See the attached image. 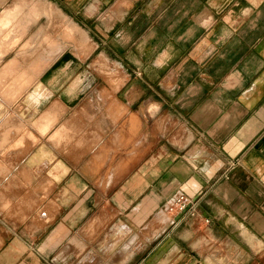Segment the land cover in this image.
I'll return each mask as SVG.
<instances>
[{"label": "crops", "instance_id": "0c3cea01", "mask_svg": "<svg viewBox=\"0 0 264 264\" xmlns=\"http://www.w3.org/2000/svg\"><path fill=\"white\" fill-rule=\"evenodd\" d=\"M16 8L0 264H264V0ZM178 193L196 216L165 214Z\"/></svg>", "mask_w": 264, "mask_h": 264}, {"label": "built area", "instance_id": "2783aa9c", "mask_svg": "<svg viewBox=\"0 0 264 264\" xmlns=\"http://www.w3.org/2000/svg\"><path fill=\"white\" fill-rule=\"evenodd\" d=\"M198 200H191L183 193L176 194L169 203L164 207L165 214L172 216L182 214L189 217H194L197 214ZM207 222V220H205ZM173 226L176 223L172 224Z\"/></svg>", "mask_w": 264, "mask_h": 264}, {"label": "bare ground", "instance_id": "6f19581e", "mask_svg": "<svg viewBox=\"0 0 264 264\" xmlns=\"http://www.w3.org/2000/svg\"><path fill=\"white\" fill-rule=\"evenodd\" d=\"M31 1V0H30ZM17 2H19V1H17ZM26 2V1H25ZM20 4V3H19ZM26 4V3H25ZM40 4V3H39ZM24 6V5H23ZM44 6V5H43ZM17 7H18V5H17ZM31 7V6H30ZM51 8H52V6H50ZM49 7V8H50ZM20 8V7H19ZM32 9H33V7H32ZM10 10V9H9ZM9 10H8V12H9ZM43 10V9H42ZM53 10H54V8H53ZM12 11V10H11ZM19 11V10H18ZM41 11V10H40ZM39 12V11H38ZM49 12V11H48ZM36 13V12H35ZM45 13V12H44ZM56 13V12H55ZM16 14H17V8L14 10V12H11V13H8V14H5V15H3V19L2 20H0V30H2V29H5L4 27H7L9 24H10V22H11V20L13 21L14 20V17L16 16ZM31 14V13H30ZM40 14V13H39ZM19 15V14H18ZM20 16V15H19ZM18 16V17H19ZM48 16V15H47ZM2 17V16H1ZM34 17V16H33ZM38 17V16H37ZM17 19V18H16ZM19 19V18H18ZM23 19V18H22ZM52 19V18H51ZM60 20V19H59ZM53 22V21H52ZM67 22V21H66ZM46 23V22H45ZM49 23H51V21L49 22ZM49 25V24H48ZM54 25V24H53ZM67 25V24H66ZM11 27H12V25H11ZM38 27V26H37ZM54 27H56V25L54 26ZM15 28V27H14ZM20 29V28H19ZM58 29H60V28H58ZM62 29V28H61ZM64 29V28H63ZM23 30V29H22ZM7 31V30H6ZM46 31H48V30H46ZM57 31V30H56ZM1 32V31H0ZM8 32H9V30H8ZM43 32V31H42ZM3 33V32H2ZM23 33H25L24 31H23ZM62 33V32H61ZM67 33V32H66ZM4 34V33H3ZM6 34V33H5ZM19 34V33H18ZM17 34V35H18ZM54 34V33H53ZM52 34V35H53ZM57 34H58V32H57ZM7 35V34H6ZM9 35V34H8ZM7 35V36H8ZM64 35V34H63ZM69 35V34H68ZM5 36V35H4ZM46 36V35H45ZM55 36V35H54ZM74 37V36H73ZM5 39H6V37H5ZM36 39V38H35ZM40 39V38H39ZM2 40V39H1ZM54 40V39H53ZM86 40V39H85ZM14 41V40H13ZM26 41H28V39H26ZM48 41V40H47ZM50 41V40H49ZM11 42V41H10ZM19 42V41H18ZM72 42V41H71ZM5 43V42H4ZM22 43V42H21ZM26 43H28V42H26ZM36 43V42H35ZM76 43V42H75ZM31 44V43H30ZM48 44V43H47ZM59 45V44H58ZM10 46H11V44H10ZM13 46H14V44H13ZM31 46V45H30ZM29 46V48H32V47H30ZM34 46V45H33ZM2 47V46H1ZM45 47V46H44ZM88 47V46H87ZM9 48V47H8ZM10 48H12V47H10ZM66 48V47H65ZM46 50V49H45ZM48 50V49H47ZM29 51V50H28ZM28 51H26V52H28ZM58 51V50H57ZM25 52V51H24ZM40 52V51H39ZM84 52V51H83ZM1 53V52H0ZM9 53V52H8ZM37 53V52H36ZM35 56V55H34ZM54 56V55H53ZM25 59V58H24ZM50 59V58H49ZM25 60H28V59H25ZM51 63V62H50ZM105 64V63H104ZM22 78V77H21ZM3 86V85H2ZM13 86V85H12ZM5 87V86H4ZM26 87V86H25ZM21 89V88H20ZM3 90V89H2ZM6 93V92H5ZM102 95V94H101ZM16 96V95H15ZM33 98V97H32ZM11 99V98H10ZM60 119V118H59ZM130 127V126H129ZM13 134V133H12ZM122 135V134H121ZM163 216V215H162ZM162 216H161V219H162ZM165 217H167V216H165ZM158 219H160V218H158ZM157 219V220H158ZM167 219V218H166ZM165 219V220H166ZM159 221V220H158ZM161 221V220H160ZM159 221V222H160ZM167 221V220H166ZM160 224V223H159ZM158 223H157V225H159ZM161 224H162V222H161ZM159 228V227H158ZM158 228H157V230H158ZM74 240V239H73ZM75 244V243H74Z\"/></svg>", "mask_w": 264, "mask_h": 264}]
</instances>
